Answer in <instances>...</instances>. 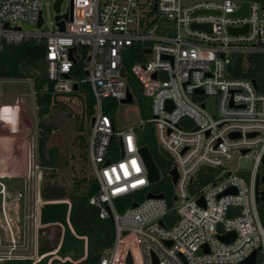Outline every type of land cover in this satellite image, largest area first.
<instances>
[{
    "label": "built area",
    "instance_id": "obj_1",
    "mask_svg": "<svg viewBox=\"0 0 264 264\" xmlns=\"http://www.w3.org/2000/svg\"><path fill=\"white\" fill-rule=\"evenodd\" d=\"M245 4L247 15L234 16ZM65 14L63 32L56 26L39 33L40 0H0V48L43 40L54 93L90 88L86 160L98 189L88 203L113 222L115 234L98 264H127L128 254L132 264H245L253 254L254 264H264V61L251 76L254 58L264 57V0H70ZM192 24H209L211 31ZM80 61L85 77L78 80L72 72ZM128 76L149 100V118L137 126L149 124L158 149L174 163L167 176L176 207L164 196L146 199L160 194L149 191L137 129L116 130L105 112L106 100L121 102L130 92L134 101ZM204 96L216 99L213 116ZM234 155L251 157L252 169L227 171ZM200 176L208 179L204 185ZM35 177L40 201L42 174ZM194 185L208 190L192 196ZM138 194L145 198L135 207L114 205ZM230 234L233 240H221ZM12 244L0 263L21 260Z\"/></svg>",
    "mask_w": 264,
    "mask_h": 264
},
{
    "label": "rangeland",
    "instance_id": "obj_2",
    "mask_svg": "<svg viewBox=\"0 0 264 264\" xmlns=\"http://www.w3.org/2000/svg\"><path fill=\"white\" fill-rule=\"evenodd\" d=\"M54 2L55 0H40L43 25L37 32H56ZM69 6L70 0H62L60 14H65ZM81 92L80 95H86L83 90ZM0 95L1 106L6 105L2 108L0 115V183L4 186V192L0 194V254L6 253L13 246L12 241H14L13 254L18 259L35 260L38 231L43 229L44 237L48 234V238L55 241L58 231L61 238V228L58 225L38 227L36 222V212L39 206L46 202H42L41 199L38 201L36 198L35 176L36 173L42 174L41 189L45 175H48L50 170L41 167L38 161L37 141L40 121L37 117L32 82L29 80L0 81ZM57 99L49 115L43 120L52 129L46 145L47 148L56 149L59 163L63 166L54 170L57 174V182L61 186L70 187L75 181L91 178V171L84 154L90 125L87 116L83 113L84 105L77 97L70 99L58 97ZM203 99L207 103L208 113L213 116L216 107L215 97L204 96ZM112 102L106 100L105 107L111 110L107 114L113 119L116 130H125L129 127L138 130L137 124L142 119L136 99L130 104L115 102V107H111ZM15 104L23 105L25 111L13 113L12 106ZM152 134L154 136L153 130ZM156 147L160 155L158 146ZM117 156L119 157V153ZM161 158L168 163L169 168L174 167L172 161L162 156ZM33 162L38 169L32 166ZM252 167L251 157H238V155H234L225 165V169L229 172L250 171ZM225 177L226 173L223 174V179ZM169 184V187L164 190L174 195V186ZM202 188L191 186L190 195H197ZM203 189L208 190V187ZM2 190L0 187V192ZM114 205L117 208L124 206V200L115 201ZM171 206L176 207L177 203L171 202Z\"/></svg>",
    "mask_w": 264,
    "mask_h": 264
},
{
    "label": "trees",
    "instance_id": "obj_3",
    "mask_svg": "<svg viewBox=\"0 0 264 264\" xmlns=\"http://www.w3.org/2000/svg\"><path fill=\"white\" fill-rule=\"evenodd\" d=\"M85 52V50H84ZM256 63L255 69L251 76H255V72L263 68L264 57L254 58ZM84 62H78L72 74L75 78L83 79L85 72L83 71ZM128 66V63H126ZM22 81L29 80L32 82L34 93V102L37 108V117L39 119V137L37 141L38 161L40 166L46 170H50L48 175H45L40 189V199L42 202H59L68 201L70 203L69 223L74 233L79 237L86 238V258L76 264H98L104 253L109 252L114 244V224L110 219L102 220L98 217V208L89 205L88 200L93 196L98 189L96 180L92 177L89 179H82L75 181L72 186H61L57 182V174L55 169L61 168L57 158L56 149L47 148V140L51 133V127L43 120L49 115L50 110L57 102V98L70 99L77 97L84 105L83 113L87 116L88 121L93 116L94 99L92 97L88 85H81L76 92L68 95H56L54 93V83L47 78L46 62H45V44L43 40H30L19 45H3L0 48V81ZM128 84L136 99L141 121H146L149 118V100L144 98L141 94V88L137 81L128 76ZM83 92L86 95H80ZM116 103L113 101L111 107H115ZM105 112L109 113L105 107ZM80 130L82 127L80 126ZM138 143L142 147H147L151 157L158 168L160 174L159 183L150 187L149 191L153 194H162L171 207L173 202V195L166 192L164 188L169 187L170 180L167 172L170 169L168 163L161 158L157 152V147L153 139L152 127L149 124L142 125V129L137 130ZM86 147V142L84 148ZM86 159V150H85ZM87 162V160H86ZM168 167V168H167ZM208 179H203L201 176L198 179L200 185H204ZM145 198L144 194L132 195L124 199V206L129 207L133 203L142 202ZM43 229H40L37 234V254L42 256L52 253L58 247L60 232L57 233L56 240L48 238L43 235ZM0 264H33L32 259H21L5 261ZM51 264H73L69 261L59 262L53 260Z\"/></svg>",
    "mask_w": 264,
    "mask_h": 264
},
{
    "label": "water",
    "instance_id": "obj_4",
    "mask_svg": "<svg viewBox=\"0 0 264 264\" xmlns=\"http://www.w3.org/2000/svg\"><path fill=\"white\" fill-rule=\"evenodd\" d=\"M62 4V0H55L53 9L55 10L56 16H55V22L56 26L58 27L59 32L64 31V22L67 19V15H60V6ZM198 13H211L209 11H200ZM247 15V5L245 4L242 9H240L234 16H246ZM62 19V20H61ZM61 20V21H60ZM43 23V19L40 16L38 23L36 25L37 28H39ZM29 29L30 27H25ZM191 28L193 30H201V31H207L210 32L211 28L209 24H192ZM232 34H238L240 32H246L245 29L240 30H231ZM128 56V51H124L123 58H126ZM122 76L125 77L126 73L123 70ZM77 86H74V91H76ZM123 104H130L132 103V94L130 92L127 93V97L125 100L121 101ZM93 122V119L91 120V123ZM138 129H142V126L140 125ZM232 137H235L234 135ZM139 153L141 155V158L145 164L147 173H148V180L150 184H155L160 180V172L158 168L156 167L151 154L147 147H140ZM159 153L162 157H164L166 160H171L168 154H166L163 150H159ZM244 153V152H243ZM123 153H121L122 157ZM264 161V158H263ZM170 175L172 177V182L175 183L176 181V172L175 170L170 171ZM241 176L245 177L247 180V174H241ZM191 183V181H190ZM150 198H163V195H157L154 196L150 193L146 195V199ZM262 201H264V192L262 193L261 197ZM200 204H202V201H199ZM137 204L133 203L132 207H135ZM69 211H70V204L66 201H59V202H53V203H42L38 208V224L40 227H47L51 225H58L61 228V238L60 242L58 244V247L56 248L57 251L48 253L45 255L40 256V259L35 261L33 264H51L53 260H57L59 262H65L69 261L73 264H76L78 262H81L86 258V238L85 237H79L77 236L74 231L72 230L70 223H69ZM160 225H162V221L159 222ZM125 235V233H123ZM220 238V237H219ZM234 235L230 234L225 237H222L221 240L223 241H231L233 240ZM109 256V254H107ZM127 264H132V259L130 254L127 256L126 260ZM245 264H254V254L245 261Z\"/></svg>",
    "mask_w": 264,
    "mask_h": 264
},
{
    "label": "crops",
    "instance_id": "obj_5",
    "mask_svg": "<svg viewBox=\"0 0 264 264\" xmlns=\"http://www.w3.org/2000/svg\"><path fill=\"white\" fill-rule=\"evenodd\" d=\"M0 105H1V100H0ZM22 109H23L22 107H18V110L16 111V113H22ZM37 257H38V255H37V250H36V255H35V258L34 259H36Z\"/></svg>",
    "mask_w": 264,
    "mask_h": 264
},
{
    "label": "bare ground",
    "instance_id": "obj_6",
    "mask_svg": "<svg viewBox=\"0 0 264 264\" xmlns=\"http://www.w3.org/2000/svg\"><path fill=\"white\" fill-rule=\"evenodd\" d=\"M55 251H57V249H56ZM55 251H54V252H55ZM37 255H38V254H37ZM38 257H39V256H38ZM39 259H40V257H39Z\"/></svg>",
    "mask_w": 264,
    "mask_h": 264
}]
</instances>
